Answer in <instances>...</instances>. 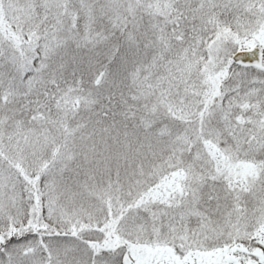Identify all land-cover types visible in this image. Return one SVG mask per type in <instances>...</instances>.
<instances>
[{"label": "snow or ice", "instance_id": "1", "mask_svg": "<svg viewBox=\"0 0 264 264\" xmlns=\"http://www.w3.org/2000/svg\"><path fill=\"white\" fill-rule=\"evenodd\" d=\"M0 264H264V0H0Z\"/></svg>", "mask_w": 264, "mask_h": 264}]
</instances>
